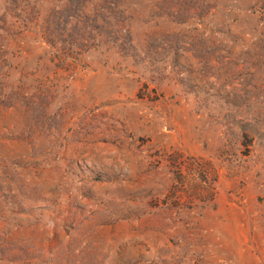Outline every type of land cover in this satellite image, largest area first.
<instances>
[{"label":"rangeland","instance_id":"rangeland-1","mask_svg":"<svg viewBox=\"0 0 264 264\" xmlns=\"http://www.w3.org/2000/svg\"><path fill=\"white\" fill-rule=\"evenodd\" d=\"M30 1L0 0V264H264V0Z\"/></svg>","mask_w":264,"mask_h":264},{"label":"trees","instance_id":"trees-1","mask_svg":"<svg viewBox=\"0 0 264 264\" xmlns=\"http://www.w3.org/2000/svg\"><path fill=\"white\" fill-rule=\"evenodd\" d=\"M26 2V6H31V1L30 0H23ZM40 2L41 0H33V6H36L37 2ZM34 8V7H33ZM27 14V11L25 12ZM42 30H40V34L42 35V38L44 39L45 43L47 44H54L55 40H54V36L50 30V27L48 25H44V27L41 28ZM132 39H127V41H125L124 43H122V45H120V48L122 49V53L125 52V46L126 45H132Z\"/></svg>","mask_w":264,"mask_h":264}]
</instances>
